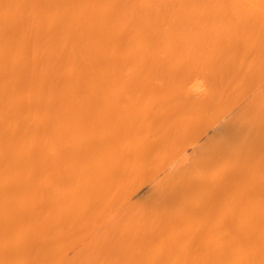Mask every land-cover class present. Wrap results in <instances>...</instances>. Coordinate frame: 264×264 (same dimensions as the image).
Masks as SVG:
<instances>
[{"label": "bare ground", "instance_id": "bare-ground-1", "mask_svg": "<svg viewBox=\"0 0 264 264\" xmlns=\"http://www.w3.org/2000/svg\"><path fill=\"white\" fill-rule=\"evenodd\" d=\"M0 264H264V0H0Z\"/></svg>", "mask_w": 264, "mask_h": 264}, {"label": "rangeland", "instance_id": "rangeland-1", "mask_svg": "<svg viewBox=\"0 0 264 264\" xmlns=\"http://www.w3.org/2000/svg\"><path fill=\"white\" fill-rule=\"evenodd\" d=\"M183 146H184V145H183ZM185 146H186V145H185ZM185 146H184V147H185ZM186 147H187V146H186ZM166 160H167V158L165 159V163H166V162L168 163V162H169V158H168V161H166ZM174 160H175V159H174ZM174 160H170V162H171V161H172V162H171V163H170V162L168 163L169 165L171 164V165H170L171 167H173L172 164H174V163L177 162V161L174 162ZM168 164H167L166 166L163 164V165L165 166V167L163 166V168L168 169V168L170 167ZM176 164H177V163H176ZM174 165H175V164H174ZM166 167H167V168H166ZM171 167H170V168H171ZM148 180H149V179H147V181H146L147 184H146V186L143 188V191H145L146 188H148V186H149L150 183H151L150 181L148 182ZM144 189H145V190H144ZM143 191H142V193H143ZM75 250H76V248L71 249V250L67 253V255H66V257L64 258V260L67 259L68 256L70 257V256L75 252Z\"/></svg>", "mask_w": 264, "mask_h": 264}]
</instances>
